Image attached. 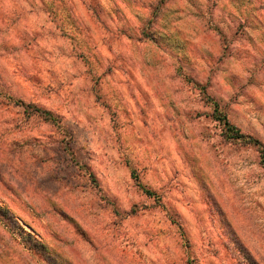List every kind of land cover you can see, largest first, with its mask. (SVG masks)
I'll return each mask as SVG.
<instances>
[{
  "label": "rangeland",
  "instance_id": "obj_1",
  "mask_svg": "<svg viewBox=\"0 0 264 264\" xmlns=\"http://www.w3.org/2000/svg\"><path fill=\"white\" fill-rule=\"evenodd\" d=\"M0 264H264V0H0Z\"/></svg>",
  "mask_w": 264,
  "mask_h": 264
},
{
  "label": "trees",
  "instance_id": "obj_2",
  "mask_svg": "<svg viewBox=\"0 0 264 264\" xmlns=\"http://www.w3.org/2000/svg\"><path fill=\"white\" fill-rule=\"evenodd\" d=\"M15 102L17 104H21L25 106V109L31 108L32 112H38L40 115H43L46 120L50 119L51 121H56L57 117L49 110L41 109L32 104H25L22 100L16 99ZM213 117L223 125V133L226 139L235 140L243 142L244 144H254L255 146H260V141L258 139L253 138L251 135L244 134L240 131V129L234 124L230 123L225 113L221 112L218 108V104L214 103L213 109ZM137 185L148 195H153V191L147 189L144 185L137 183Z\"/></svg>",
  "mask_w": 264,
  "mask_h": 264
}]
</instances>
